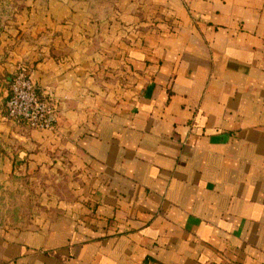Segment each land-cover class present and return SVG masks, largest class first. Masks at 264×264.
Segmentation results:
<instances>
[{
	"label": "crops",
	"instance_id": "0c3cea01",
	"mask_svg": "<svg viewBox=\"0 0 264 264\" xmlns=\"http://www.w3.org/2000/svg\"><path fill=\"white\" fill-rule=\"evenodd\" d=\"M32 2L0 35V176L68 195L0 264H264V0ZM19 67L52 130L7 118Z\"/></svg>",
	"mask_w": 264,
	"mask_h": 264
},
{
	"label": "rangeland",
	"instance_id": "374dc122",
	"mask_svg": "<svg viewBox=\"0 0 264 264\" xmlns=\"http://www.w3.org/2000/svg\"><path fill=\"white\" fill-rule=\"evenodd\" d=\"M35 1L0 0V35L13 26L26 3L29 10V2ZM67 1L85 2L96 13L104 11L109 4V0ZM54 180L50 173L18 174L14 170L8 177L0 176V230L32 228L40 224L50 211L66 205L60 200L68 195L67 186L59 185Z\"/></svg>",
	"mask_w": 264,
	"mask_h": 264
},
{
	"label": "built area",
	"instance_id": "2783aa9c",
	"mask_svg": "<svg viewBox=\"0 0 264 264\" xmlns=\"http://www.w3.org/2000/svg\"><path fill=\"white\" fill-rule=\"evenodd\" d=\"M5 114L33 130H52L56 122L50 101L38 92L26 67H19L11 81Z\"/></svg>",
	"mask_w": 264,
	"mask_h": 264
}]
</instances>
